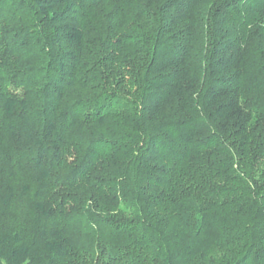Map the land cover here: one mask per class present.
<instances>
[{
  "label": "trees",
  "instance_id": "obj_1",
  "mask_svg": "<svg viewBox=\"0 0 264 264\" xmlns=\"http://www.w3.org/2000/svg\"><path fill=\"white\" fill-rule=\"evenodd\" d=\"M0 264H264V0H0Z\"/></svg>",
  "mask_w": 264,
  "mask_h": 264
}]
</instances>
